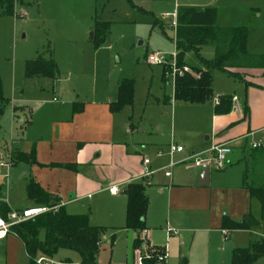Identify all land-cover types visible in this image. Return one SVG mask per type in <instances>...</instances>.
I'll return each mask as SVG.
<instances>
[{
    "label": "crops",
    "instance_id": "0c3cea01",
    "mask_svg": "<svg viewBox=\"0 0 264 264\" xmlns=\"http://www.w3.org/2000/svg\"><path fill=\"white\" fill-rule=\"evenodd\" d=\"M177 8L171 12L174 17ZM238 71L240 77L213 69L212 100L176 99L171 95L147 99L142 108L134 102L113 112L111 103L117 100L120 81L114 91L85 102L76 97H67L60 104H55L56 97L54 102L41 100L32 109L22 108L19 120L23 137L14 138L12 149L30 152L34 147L36 158L43 163H57L56 155L68 152L67 159L59 162L66 164L59 181L36 180L66 211L72 203L84 199L94 203L98 197L97 200L109 203L100 205L103 215L116 220L118 225L125 224L124 189L131 182L144 181L149 198L145 224L151 246L165 248L169 237L182 256L185 244L189 242L192 249L205 239L210 248L214 242L221 257L223 253L227 257L235 248L247 246L236 245L229 251L225 242L232 233L247 232L248 246L260 240L254 227L233 229L232 224L252 214L255 197L250 187L264 188V65H244ZM222 80L225 88L220 85ZM223 95L238 96L232 100L228 113L216 111L214 99ZM76 107L81 110L75 111ZM16 114L15 111L14 118L19 117ZM256 142L261 145L255 148L252 144ZM172 143L183 145L184 151L171 154ZM222 143L229 144L232 152L223 169H211L208 184L200 183L203 169L186 163L175 165L172 176L165 174V167L172 160L179 161L195 152L206 157L212 147ZM145 158L149 159L148 164L144 163ZM147 170L149 175H145ZM0 180L1 187L5 180L2 173ZM27 181H11V197L0 196L12 210L28 208ZM113 186L118 187V193L110 191ZM21 202L24 206L18 208ZM259 224L260 221L258 227ZM169 227L177 233L168 235ZM127 230L133 233V248L136 232ZM41 256L45 255L38 253L31 258L24 242L14 234L0 240V264H36L35 260ZM181 261L186 264L185 257ZM66 263L80 264L77 260Z\"/></svg>",
    "mask_w": 264,
    "mask_h": 264
},
{
    "label": "rangeland",
    "instance_id": "374dc122",
    "mask_svg": "<svg viewBox=\"0 0 264 264\" xmlns=\"http://www.w3.org/2000/svg\"><path fill=\"white\" fill-rule=\"evenodd\" d=\"M177 7H215L219 26H246L251 58L245 59L243 64L264 65V0H16L15 13L0 16L3 91L0 101V158L7 160L9 150L16 143L14 138L23 137L19 118L24 106L32 109L39 101L50 102L53 97L58 100L55 104H60L67 97H76L81 102L101 98L114 91L118 81L123 79L134 81L133 103L137 107L142 108L147 99L174 96L175 17L171 12ZM98 22L107 26L103 39L97 30ZM156 52L166 58L172 67L170 72L165 74L163 63L148 62L149 55ZM215 53L211 44L203 46L199 53L189 50L184 56L189 69L176 66L183 70L182 74L198 78L199 74L193 68L208 69ZM51 54L58 66L57 78L24 77L26 60L48 58ZM211 72L213 74V70ZM220 85L226 87L223 80ZM15 111L17 118L13 117ZM67 155L68 152L56 155L54 161L57 163H43L36 158L34 164L21 162L13 165L8 178L4 176L0 196L3 199L11 197V181L21 183L29 178L40 183L59 181L61 173L66 170V164L59 162L66 160ZM5 170V167H0V173L5 174ZM97 199L94 203L84 199L67 207L70 214L88 215L92 225L103 228L96 264H135L134 251L137 250L131 246L133 233L125 228V224L118 225L116 220L104 216L101 206L109 203ZM20 205L24 206V203H19L18 208ZM29 205L33 207L27 198V207ZM252 214L260 221L259 227L255 225L252 228L262 239L264 201L256 197L252 199ZM167 239L166 258L162 264H181L182 257L186 258V264H232V253L227 257L223 253L221 257V251L216 250L214 242L210 248L204 239L200 245L195 243L192 249L188 242L181 256L174 241ZM225 243L229 251L240 244L248 247L249 234L242 231L232 233ZM142 246L152 253L148 241ZM50 259L54 262L77 260L81 264L80 254L68 248H60ZM257 264H264V256Z\"/></svg>",
    "mask_w": 264,
    "mask_h": 264
},
{
    "label": "trees",
    "instance_id": "16d2710c",
    "mask_svg": "<svg viewBox=\"0 0 264 264\" xmlns=\"http://www.w3.org/2000/svg\"><path fill=\"white\" fill-rule=\"evenodd\" d=\"M16 0H0V16L13 15L15 13ZM101 28V29H100ZM103 28V29H102ZM97 30L101 37L105 35L107 26L98 22ZM174 43L176 47V65L186 66L184 61L185 53L194 50L199 53L205 45H213L215 56L209 63L208 69L193 68L199 74L196 78L191 74L184 73L175 75L174 97L182 98H214L212 88V70H223L232 76L240 77L239 69L243 68L245 59L251 58L248 50L249 31L246 26L221 27L218 25V10L215 7H178L174 23ZM100 38V39H103ZM172 67L169 64L164 66L165 74L170 72ZM59 71L52 54L48 58L38 57L26 60L24 64V76L31 78H57ZM134 81L123 79L118 86L117 100L111 103V110L117 112L124 106L133 103ZM3 99L2 81L0 77V101ZM232 95H223L220 102L216 104L218 113H228L232 109ZM75 111L81 108L76 107ZM8 157L12 165L26 162H36L34 147L30 152L19 149H10ZM27 198L33 206L54 207L59 205L57 210H50L27 221L21 222L12 227L14 235L19 237L25 244L27 253L34 258L41 253L47 257H53L60 248L75 250L81 256V264H96L99 253L103 228L90 223L88 215L70 214L60 201L47 192L41 185L29 178L25 185ZM253 197L264 201V188L250 187ZM127 196V209L125 227L136 232L133 241V249H142L145 237L142 233L146 229L145 217L148 211L149 198L144 181L131 182L125 189ZM12 211L10 205L0 198V215L7 219ZM259 221L252 214H247L243 220L233 222V229H251L258 225ZM227 225V224H226ZM148 231V230H147ZM155 248V247H154ZM161 248H156L153 255ZM264 256V238L253 242L248 247H238L232 252V264H257V261ZM144 264H159L155 258L144 259Z\"/></svg>",
    "mask_w": 264,
    "mask_h": 264
},
{
    "label": "built area",
    "instance_id": "2783aa9c",
    "mask_svg": "<svg viewBox=\"0 0 264 264\" xmlns=\"http://www.w3.org/2000/svg\"><path fill=\"white\" fill-rule=\"evenodd\" d=\"M176 56V54H175ZM148 62L150 64H157V63H163L164 65L167 64L166 62V58L159 52H156L154 54L149 55L148 57ZM184 70H188L189 68L184 66L183 67ZM180 72V74H182L183 70L177 68L176 66V61H175V65L173 66V72L176 73ZM237 98L234 96L233 100H236ZM214 101L218 104L220 102V97H217L214 99ZM261 144L259 142L253 143L252 146L253 147H259ZM169 150L171 154L174 153H181L184 151V146L177 144V143H172L169 146ZM232 152V148L229 144L227 143H222V144H218L214 147H212L209 151H208V155L206 157H200L199 154L200 153H193L191 156H185L184 158H182L179 161H175L172 160L166 167H165V174L167 176H172V169L175 165L179 164V163H186V165H188L189 167H198L201 169H223L226 164L228 163V156L230 155V153ZM144 163L148 164L149 163V159L145 158L144 159ZM12 166V163L9 159V157H7V160H4L2 158H0V167H5L6 172L5 174H3L6 178L8 177V171L10 169V167ZM150 172L147 170L145 175H149ZM110 191L114 194L119 192V189L117 186H113ZM59 207V205L54 206V207H48V206H33V207H28L25 208L21 211H17V210H12L9 214L7 219H5L4 217H2L0 215V240L5 239L9 234H13L12 232V227L27 221L31 218H34L35 216H38L40 214H43L45 212H48L50 210H57V208ZM171 233H177V230L169 227L168 228V235H170ZM147 234L148 231L144 230L142 233V237H145V241L147 242ZM152 247V253H148V251L146 250V248H140V249H136V251H134V262L135 264H144V259H149V258H155L157 260V262L159 264H162L166 258V252H165V248H161V250H159L158 253H156L155 255H153V252L156 251V248ZM36 264H78V263H66V262H54L52 261L49 257L47 256H41L38 257L35 260Z\"/></svg>",
    "mask_w": 264,
    "mask_h": 264
},
{
    "label": "water",
    "instance_id": "95a60500",
    "mask_svg": "<svg viewBox=\"0 0 264 264\" xmlns=\"http://www.w3.org/2000/svg\"><path fill=\"white\" fill-rule=\"evenodd\" d=\"M210 172H211V169H203L202 170L200 178H201V180H203V182H200V183L208 184Z\"/></svg>",
    "mask_w": 264,
    "mask_h": 264
}]
</instances>
